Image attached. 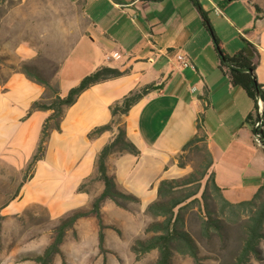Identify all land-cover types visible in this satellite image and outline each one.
Listing matches in <instances>:
<instances>
[{
	"label": "crops",
	"instance_id": "1",
	"mask_svg": "<svg viewBox=\"0 0 264 264\" xmlns=\"http://www.w3.org/2000/svg\"><path fill=\"white\" fill-rule=\"evenodd\" d=\"M197 1L207 14L209 0ZM234 1L253 5L229 2ZM237 24L240 39L259 52L255 75L264 92V18L254 13ZM51 42L67 50L53 76L45 78L62 98L102 67L128 74L91 86L66 109L34 174L0 206L1 216L41 207L59 219L72 210L89 209L104 184L79 187L96 174L97 156L117 130L92 139L88 135L111 122L112 105L149 84L160 88L123 117L127 138L140 156L113 153L107 159L117 189L139 198V212L104 201L105 242L112 226L121 232L132 227L129 231L137 233L139 213L157 199L159 183L188 173L178 158L195 136L205 137L212 157L209 173L228 202L249 201L264 191V149L254 143L247 123L253 103L219 71L211 36L192 0H0V173H24L52 114L40 110L28 115L34 102L55 94L22 71L23 65L36 64L43 44ZM242 48L235 40L225 51L233 55ZM178 56L193 68L183 67ZM74 228L80 240L99 242L96 217L80 218Z\"/></svg>",
	"mask_w": 264,
	"mask_h": 264
},
{
	"label": "trees",
	"instance_id": "2",
	"mask_svg": "<svg viewBox=\"0 0 264 264\" xmlns=\"http://www.w3.org/2000/svg\"><path fill=\"white\" fill-rule=\"evenodd\" d=\"M192 1L198 9L205 29L211 36L214 49L218 56L219 71L229 78L230 84L233 87L241 88L252 101L254 114L248 116L247 123L251 126L252 134L260 135L261 141L264 144V130L254 128V122L257 119H261L264 126V92L261 85L257 82L255 75V71L259 66V52L257 48L252 43L242 38L244 43L243 48L239 52L229 55L224 50L221 40L215 35L206 12L203 11L197 0ZM253 6L255 11L260 14V8L256 4H253ZM22 71L29 78L34 79L37 83L45 85L52 94H55V97L49 100L34 102L28 111V115L40 110L52 111L51 116L43 125L37 151L24 171V173H30L29 177H32L36 163L44 156L51 130H60V124L64 118L66 109L71 107L76 102L79 95L91 86L125 76L128 74V71L111 67H102L86 76L77 87L71 89L67 96L63 98L58 95L57 89L54 88L49 81L39 75L34 67L23 65ZM159 88L160 87L154 84H149L129 93L121 101L110 107L112 116L111 122L97 127L89 133L88 137L92 139L106 131L113 129L117 130L115 137L103 147L97 156L96 174L87 179L86 182L79 187V191L84 190L87 181L94 179L104 184V190L94 199L89 209H75L67 213L68 217L65 218L64 216L60 218L61 224L55 229L56 237L52 245L45 250L43 255L35 257L36 262L39 264H46V259L60 253V245L63 243L67 231L73 229L80 218L88 216H94L99 221V247L102 250L105 245L103 233L104 223L101 213L103 202L111 200L118 207L124 209L128 207L127 203L129 202H140L139 198L134 195L123 193L117 189L114 178L108 173L107 159L113 153H129L136 157L140 156L139 149L127 138L123 117L126 116L131 108L141 99ZM258 99H261L263 102V111L261 115L256 114L255 116L258 110ZM198 128H200V125ZM197 141H205V137L195 136L185 145L184 150ZM211 165L212 157L206 148V159L202 171L191 173L182 178L162 180L159 183L157 199L151 202L146 208V214L158 220L149 224L146 228V232L152 233L153 236L147 240H137L132 246V251L137 258L155 250L158 252L156 264H171L174 252L181 255H188L196 261L199 260V249L197 244L183 229V213L191 205L198 202L195 197L200 191L201 181L206 177V184L212 189L214 199L221 204L222 212L229 209L230 213L234 214L236 210L241 208L249 212V218L246 222L247 238L235 264H245L249 255L257 252L256 248L259 242L264 238V200H262L264 191L262 189L259 190L252 200L237 204L230 203L224 198L222 190L215 182L213 174L208 173ZM203 196L204 198L207 197V191H205ZM211 230H218L216 222H205L202 228L203 233L208 235Z\"/></svg>",
	"mask_w": 264,
	"mask_h": 264
},
{
	"label": "rangeland",
	"instance_id": "3",
	"mask_svg": "<svg viewBox=\"0 0 264 264\" xmlns=\"http://www.w3.org/2000/svg\"><path fill=\"white\" fill-rule=\"evenodd\" d=\"M252 2L260 8L261 17L264 18V0H252ZM209 3L211 5L207 6V17L215 35L225 46L224 50L228 52V46H232L235 40L244 46L237 31V28L241 27L237 23L249 20L254 13H257L254 6L243 1L230 3L229 0H209ZM215 7H218L222 14H218ZM231 22L236 25H230ZM34 35L40 37L38 32H33ZM43 45L45 47L40 50L36 64L30 66L34 67L40 76L49 79L48 77H52L55 73L67 50L56 49L52 42ZM49 94L52 92L49 91ZM205 159V141H197L188 147L178 158L180 167H187L188 173L179 178L202 171ZM29 175L30 173H0V206L19 192ZM97 182L94 179L88 180L85 185L91 189ZM206 182L207 177L200 183V191L195 197L198 202L183 213V229L197 244L199 260L196 261L188 255L174 252L171 264H235L245 245L249 212L244 208L236 210L234 214H231L229 209L222 212L221 204L214 199L212 189L207 186ZM205 191H207L206 198L203 196ZM262 200H264V195ZM139 203L129 202L126 209H121L129 213L139 212ZM64 216L68 217L67 213ZM139 219L140 228L137 233L130 232L132 227L127 228V232H121L114 226L110 227L112 231L102 250L99 242L91 243V241L80 240L75 228L70 229L60 245L61 252L46 259L45 263L156 264L157 251H151L139 258L132 251V246L137 240H147L153 236L152 233L146 232V228L158 220L147 215L146 209L139 213ZM207 221L216 222L218 230H211L208 235L203 233L202 228ZM60 224V218L52 219L49 212L41 207L6 218L1 216L0 210V264H39L35 261V257L43 255L45 250L52 245L56 237L55 229ZM256 250V253L249 255L245 264H264V238L259 242Z\"/></svg>",
	"mask_w": 264,
	"mask_h": 264
},
{
	"label": "built area",
	"instance_id": "4",
	"mask_svg": "<svg viewBox=\"0 0 264 264\" xmlns=\"http://www.w3.org/2000/svg\"><path fill=\"white\" fill-rule=\"evenodd\" d=\"M215 11L218 14L221 13V10L219 8H217V7H215ZM178 60L182 63L183 67H192L191 64L183 56H178ZM262 111H263V102L261 101V99H258V110H257V113H255V116H256V114H260L261 115ZM254 128L255 129L264 130L263 121L261 119H257L254 122ZM253 139H254V143L256 145H258L259 147L264 149V144L261 141L260 135H256V134L254 135L253 134Z\"/></svg>",
	"mask_w": 264,
	"mask_h": 264
}]
</instances>
